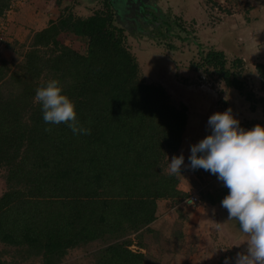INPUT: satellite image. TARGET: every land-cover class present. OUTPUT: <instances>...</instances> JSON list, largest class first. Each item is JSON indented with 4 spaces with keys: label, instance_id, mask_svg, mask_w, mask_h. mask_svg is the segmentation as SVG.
Masks as SVG:
<instances>
[{
    "label": "trees",
    "instance_id": "obj_1",
    "mask_svg": "<svg viewBox=\"0 0 264 264\" xmlns=\"http://www.w3.org/2000/svg\"><path fill=\"white\" fill-rule=\"evenodd\" d=\"M11 2L0 0V18ZM99 4L85 17L63 9L21 46L17 61L0 59V244L17 255L6 260L0 250V264H68L69 253L80 249L89 264H153L140 249L145 234L158 237L150 226L157 201L170 200L184 219L178 204L189 193L167 166L170 154L183 153L188 164V105L174 104L161 84L141 79L124 28L114 24L107 0ZM66 33L87 39L85 54L62 41ZM200 60L195 68L216 74L258 109L255 125H264V62L254 65L256 96L237 70L240 59L226 66L224 52L210 49ZM52 78L89 134L43 121L34 95ZM215 194L209 186L199 190L210 204Z\"/></svg>",
    "mask_w": 264,
    "mask_h": 264
},
{
    "label": "rangeland",
    "instance_id": "obj_2",
    "mask_svg": "<svg viewBox=\"0 0 264 264\" xmlns=\"http://www.w3.org/2000/svg\"><path fill=\"white\" fill-rule=\"evenodd\" d=\"M100 1L12 0L10 8L0 18V59L9 62L17 61V52L21 46H25L22 48L24 50L32 34L46 27L49 21L55 20L63 9L69 8L74 16L85 17L99 9L97 7H100ZM149 1L158 8H148L146 12L147 14L152 12L156 20L150 18L151 21L146 22L140 18L136 23L124 27L126 28L124 29L125 43L130 46L138 61L140 77L143 81L161 84L170 94L174 104L184 101L188 109L190 107L189 134L195 129L200 133L202 127L207 129L208 117H201V113L195 106V100L202 99L203 103L207 104L202 107L203 109L206 107V111L211 105L214 106L213 104L219 107L221 99L232 101L234 97L231 95L237 94L236 91L225 87L216 74L211 76L202 68H195L201 63V56L210 49L224 52L227 58L226 66H229L232 58L240 59L237 70L241 78L246 81L247 88H250L256 96L259 95L255 62L244 60V51L240 42L244 37L243 29L247 32L245 19L248 20L250 17L254 23L255 16L258 15L260 18L263 10L261 6H257L251 11L249 6L259 5L262 0ZM247 9H249L248 12ZM113 22L120 26L115 17ZM169 26L171 34H166L165 30ZM248 32L250 33L249 30ZM175 33L180 35V39ZM61 39L72 49L82 54L86 53L87 39L85 37L66 33L61 35ZM11 46H13L12 49ZM205 111L203 115L207 114ZM201 118L206 119L202 121ZM189 134H185L184 137L185 151L192 140ZM173 155L175 154L169 155V160ZM181 167H187L188 171L193 172L186 162ZM167 170L169 171L168 166ZM196 180L201 181L197 176ZM4 189L5 183L0 172V194ZM204 220H207L206 213ZM151 228L158 232V237L145 234L143 239V242H146L145 250L140 249V251L146 252L153 264L176 262V264H190L197 261L194 248L205 231L201 222L198 225V222L194 221L192 210L188 214V220L184 221L178 216L176 210L171 209L168 201H161L157 219ZM205 235L208 237V231ZM201 243L208 244L206 239H203ZM132 248L137 249L135 246ZM0 250L5 251L3 258L6 260L17 257L13 249L4 247L2 244H0ZM67 259L68 264H89L91 261L88 251L81 249L71 251Z\"/></svg>",
    "mask_w": 264,
    "mask_h": 264
},
{
    "label": "clouds",
    "instance_id": "obj_3",
    "mask_svg": "<svg viewBox=\"0 0 264 264\" xmlns=\"http://www.w3.org/2000/svg\"><path fill=\"white\" fill-rule=\"evenodd\" d=\"M34 102L40 105L45 124H66L73 135L90 133L77 120L75 104L57 79L37 87ZM207 129L190 145L187 166L208 171L222 182L228 191L220 206L247 236L244 251L237 252L234 261L226 256L223 264H264V125L244 128L228 108L210 114ZM168 161L169 174L181 173L183 153Z\"/></svg>",
    "mask_w": 264,
    "mask_h": 264
},
{
    "label": "crops",
    "instance_id": "obj_4",
    "mask_svg": "<svg viewBox=\"0 0 264 264\" xmlns=\"http://www.w3.org/2000/svg\"><path fill=\"white\" fill-rule=\"evenodd\" d=\"M257 6H261L260 8H263L262 11L260 10L261 17L259 18L258 15L255 16L254 23L253 19L251 20L250 17V19L248 18V20L245 19L247 21L245 22L247 32L243 29L244 37L240 42L244 51V60L246 59L248 62L251 63L264 62V0H262L259 5H251V7L249 6V8L250 10H253L257 8ZM247 10L249 11V9ZM242 25L245 26L243 23ZM248 30L250 31V33L248 32ZM228 89L235 91L232 88ZM231 96L234 97L232 101H228L227 99H221V105L219 107L218 105L215 106V104L212 103L214 106L209 104L211 106L206 111V107L204 109L202 108L205 105L202 99L195 100V106L197 107L199 113H201V117H209V115L213 112L224 111L225 109L231 108L233 115L239 119L242 127L251 128V126H254L255 122L260 119V113L259 111H257L258 109H251L250 103L244 98H242L239 94H236V96ZM204 111L205 113H207L206 115L202 114ZM205 119L206 118H201L202 121H204ZM189 128L190 115L188 113L186 134H189ZM206 134L207 129H203V127L201 128L200 133L197 129L192 131V133L189 134L190 139H192L189 144V148L192 143L197 142ZM187 169L189 168L181 167V173H179L180 178L182 182L186 185L188 193L196 194L199 198V201L196 203L195 206H193V208L184 207L181 204H178V206L182 210V213L184 215V221L188 220V214L192 210V212L194 213V221L198 222V225H200L201 222L205 231L204 234H201L202 236L200 237V241L197 242V246L194 248V254L196 255L197 261L191 262L190 264H223L224 258L226 256L233 258L234 261L236 253L244 251L247 236L241 232L239 224L236 220L227 218V210L220 206V201L223 196L227 193L228 189L223 186L222 182L217 180L216 176H200L197 172H195V170H192L193 172H191ZM196 176L200 178L201 181H197ZM205 186L210 187V191L212 194L214 191L216 192V199L214 201L215 203L210 204L203 198H200L199 190ZM161 201H168L171 205V209L175 210L176 205H173L170 200L160 199L157 201L156 219L158 206ZM205 213L207 215V220H204ZM156 219L150 224V226L153 225ZM206 231H208V237H206L205 235ZM209 236H211V238H209ZM203 239H206L208 244L203 245L201 243ZM209 239H211V241ZM219 248L229 249L220 250Z\"/></svg>",
    "mask_w": 264,
    "mask_h": 264
},
{
    "label": "water",
    "instance_id": "obj_5",
    "mask_svg": "<svg viewBox=\"0 0 264 264\" xmlns=\"http://www.w3.org/2000/svg\"><path fill=\"white\" fill-rule=\"evenodd\" d=\"M113 10L116 21L121 27H128L137 22V19H144L146 22L155 19L152 12H146L148 8H158L153 6L149 0H107ZM126 29V28H124ZM142 32V29H140Z\"/></svg>",
    "mask_w": 264,
    "mask_h": 264
},
{
    "label": "built area",
    "instance_id": "obj_6",
    "mask_svg": "<svg viewBox=\"0 0 264 264\" xmlns=\"http://www.w3.org/2000/svg\"><path fill=\"white\" fill-rule=\"evenodd\" d=\"M188 199H191L192 203H187ZM197 202H198V196L196 194H189L187 197L181 200L180 204L184 207H191V206H195Z\"/></svg>",
    "mask_w": 264,
    "mask_h": 264
},
{
    "label": "flooded vegetation",
    "instance_id": "obj_7",
    "mask_svg": "<svg viewBox=\"0 0 264 264\" xmlns=\"http://www.w3.org/2000/svg\"><path fill=\"white\" fill-rule=\"evenodd\" d=\"M156 20V19H155ZM166 25H168V24H166ZM166 34H171L170 33V26L168 27V28H166ZM159 34H161V32H159ZM175 34H177V33H175ZM177 36V35H176ZM179 39H180V37H179Z\"/></svg>",
    "mask_w": 264,
    "mask_h": 264
}]
</instances>
